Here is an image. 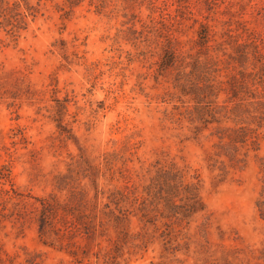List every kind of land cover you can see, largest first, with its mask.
I'll return each mask as SVG.
<instances>
[{"label": "rangeland", "instance_id": "374dc122", "mask_svg": "<svg viewBox=\"0 0 264 264\" xmlns=\"http://www.w3.org/2000/svg\"><path fill=\"white\" fill-rule=\"evenodd\" d=\"M42 2L0 28V264H264V0Z\"/></svg>", "mask_w": 264, "mask_h": 264}, {"label": "trees", "instance_id": "16d2710c", "mask_svg": "<svg viewBox=\"0 0 264 264\" xmlns=\"http://www.w3.org/2000/svg\"><path fill=\"white\" fill-rule=\"evenodd\" d=\"M42 0H38L36 5H33L30 0H0V28L7 29L8 31L15 33L20 32L28 27L27 18L31 17L35 20L42 10ZM166 65L174 64V54L169 53ZM237 90L236 86L233 87V91ZM199 103L201 101H198ZM201 110L200 107L198 111ZM212 114V112H211ZM220 140H228L229 146L237 148L239 144L243 146L248 144L251 139L249 132L244 128L232 129L229 135L219 136ZM254 141V140H253ZM256 141H254L255 143ZM225 152V155L233 159H237V162H241L236 153ZM160 184V190L155 193V197L163 201L165 207V217H175L180 221L189 222V219L194 214L204 211L205 205L200 195L199 182H186L183 175L179 170L170 168L162 170L161 174L157 178ZM120 198L116 204L125 201V194L121 191L118 193ZM175 197H180L183 204H177L174 200ZM113 200H111L112 202ZM259 209L261 215L264 217V202H259ZM142 217H146V206L142 208ZM44 219V218H43Z\"/></svg>", "mask_w": 264, "mask_h": 264}]
</instances>
